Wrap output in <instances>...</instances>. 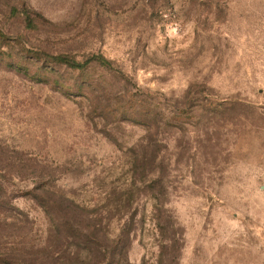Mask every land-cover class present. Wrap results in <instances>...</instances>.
Returning a JSON list of instances; mask_svg holds the SVG:
<instances>
[{
  "label": "rangeland",
  "instance_id": "1",
  "mask_svg": "<svg viewBox=\"0 0 264 264\" xmlns=\"http://www.w3.org/2000/svg\"><path fill=\"white\" fill-rule=\"evenodd\" d=\"M0 196V264H264V0H0Z\"/></svg>",
  "mask_w": 264,
  "mask_h": 264
},
{
  "label": "trees",
  "instance_id": "2",
  "mask_svg": "<svg viewBox=\"0 0 264 264\" xmlns=\"http://www.w3.org/2000/svg\"><path fill=\"white\" fill-rule=\"evenodd\" d=\"M25 13L27 15V18L29 19L30 13L27 11H25ZM30 21H31V19H30ZM56 59L62 63H65L67 66H69L71 68H75V69L86 68L91 63H97L100 66L108 68V69L113 68V62L102 54H93L88 59H86L84 62L76 61L75 59H73L69 56H65V55L56 56ZM9 67H10V65H9ZM1 198H2V196H0V199ZM9 208L10 207H8V208L6 207V209H9ZM97 245L100 246L99 243H97ZM15 262H16V264H44L43 261H39V260H35V259H31L29 261H26V260L21 261V260L15 259Z\"/></svg>",
  "mask_w": 264,
  "mask_h": 264
}]
</instances>
